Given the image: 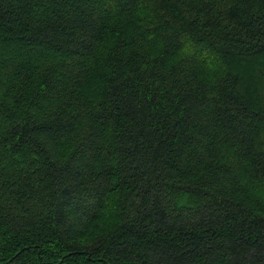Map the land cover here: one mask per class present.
<instances>
[{
  "label": "trees",
  "instance_id": "trees-1",
  "mask_svg": "<svg viewBox=\"0 0 264 264\" xmlns=\"http://www.w3.org/2000/svg\"><path fill=\"white\" fill-rule=\"evenodd\" d=\"M0 264H264V0H0Z\"/></svg>",
  "mask_w": 264,
  "mask_h": 264
}]
</instances>
